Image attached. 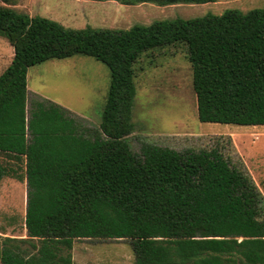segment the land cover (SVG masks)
<instances>
[{
    "label": "trees",
    "instance_id": "16d2710c",
    "mask_svg": "<svg viewBox=\"0 0 264 264\" xmlns=\"http://www.w3.org/2000/svg\"><path fill=\"white\" fill-rule=\"evenodd\" d=\"M0 35L14 48L0 74V153L24 157L28 186L27 236L0 234L2 264H74L79 238L129 239L136 264H264V194L248 171L219 145L143 143L136 153L128 140L135 64L177 43L187 47L201 121L264 125V10L67 28L0 4ZM78 54L110 69L99 126L48 98L28 114V69ZM7 174L0 162V182Z\"/></svg>",
    "mask_w": 264,
    "mask_h": 264
},
{
    "label": "rangeland",
    "instance_id": "374dc122",
    "mask_svg": "<svg viewBox=\"0 0 264 264\" xmlns=\"http://www.w3.org/2000/svg\"><path fill=\"white\" fill-rule=\"evenodd\" d=\"M18 12L41 15L67 28L127 29L159 19L193 18L228 9L244 13L264 10V0H218L204 3H121L117 0H0ZM14 57V48L0 35V74ZM137 94L134 131L128 140L134 152L143 143L179 151L219 145L223 153L253 177L264 194V125L201 121L192 83V64L183 43L144 52L135 64ZM28 114L32 102L48 98L71 110L90 127L99 126L110 87L109 67L92 56L75 55L31 66L27 74ZM8 174L0 182V234L26 237L27 181L24 157L0 153ZM74 264H136L129 239H75ZM0 264H2L0 262Z\"/></svg>",
    "mask_w": 264,
    "mask_h": 264
}]
</instances>
